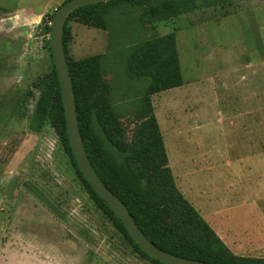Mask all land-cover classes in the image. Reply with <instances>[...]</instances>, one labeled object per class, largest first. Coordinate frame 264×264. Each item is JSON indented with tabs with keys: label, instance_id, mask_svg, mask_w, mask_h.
Returning a JSON list of instances; mask_svg holds the SVG:
<instances>
[{
	"label": "rangeland",
	"instance_id": "rangeland-1",
	"mask_svg": "<svg viewBox=\"0 0 264 264\" xmlns=\"http://www.w3.org/2000/svg\"><path fill=\"white\" fill-rule=\"evenodd\" d=\"M66 1L0 0V254L37 264H151L91 197L49 121L32 124L54 66L50 16ZM123 4L108 30L67 23L69 60L118 50L132 35L174 34L183 84L151 96L168 166L214 232V220L255 232L224 243L252 257L244 254L264 250V0H199L194 11L142 26L140 10ZM117 53L105 78L123 89L131 81ZM131 102L119 103L132 113L123 119L130 136Z\"/></svg>",
	"mask_w": 264,
	"mask_h": 264
},
{
	"label": "trees",
	"instance_id": "trees-1",
	"mask_svg": "<svg viewBox=\"0 0 264 264\" xmlns=\"http://www.w3.org/2000/svg\"><path fill=\"white\" fill-rule=\"evenodd\" d=\"M122 3L123 8L140 10L141 26L144 19L165 21L200 7L199 0H111L79 7L69 14L63 33L64 52L72 80L79 132L93 168L124 203L144 235L161 250L211 264H264V259L232 254L175 185L151 104L152 95L183 84L174 34L154 35L148 39H134L132 35L118 50L78 61L69 60L67 23L73 21L108 30L109 14ZM47 29L50 31V27ZM115 52H118L116 58L124 54L123 74L131 81L123 89H117V81L108 82L105 78L108 64L116 60L111 59ZM49 79L47 92L36 102L32 124L40 128L49 121L101 210L143 258L151 264H163L140 249L121 221L83 178L69 146L55 66ZM127 97L132 100L136 120V131L131 132V136L123 119L132 113L122 114L119 105Z\"/></svg>",
	"mask_w": 264,
	"mask_h": 264
},
{
	"label": "water",
	"instance_id": "water-1",
	"mask_svg": "<svg viewBox=\"0 0 264 264\" xmlns=\"http://www.w3.org/2000/svg\"><path fill=\"white\" fill-rule=\"evenodd\" d=\"M108 1L111 0H68L55 11L50 25V48L59 81L67 138L71 152L85 181L121 221L128 235L145 254L163 264H211L180 257L156 247L138 227L124 203L99 178L83 146L78 126L72 80L64 52V27L69 14L73 10Z\"/></svg>",
	"mask_w": 264,
	"mask_h": 264
},
{
	"label": "crops",
	"instance_id": "crops-1",
	"mask_svg": "<svg viewBox=\"0 0 264 264\" xmlns=\"http://www.w3.org/2000/svg\"><path fill=\"white\" fill-rule=\"evenodd\" d=\"M166 155H167V153H166ZM212 220H214V219H212ZM212 223L215 225V227L217 229V230H215V233L217 234V236L224 243H227V241H231V240H239V239H242L241 241H243V240H245V241L248 240L249 241L253 237L256 238L255 237L256 235L254 234L255 232L253 233L251 231V233H250V235L252 236V238H251L248 235H246L245 232H242V231H239V232H236L235 231L236 232L235 233L234 230L222 226V224L217 223L216 220L212 221ZM263 232H264V230H263ZM261 235H264V233H262ZM259 237H260V235H259ZM226 245L228 246V244H226ZM250 252L252 254H244V256H252V257H256V258H262V257H264V250L261 247L252 249V250H250ZM258 253H260V254H258ZM0 264H37V263L28 262L27 260L24 261L21 258H12V257L5 258V257H2V254H0Z\"/></svg>",
	"mask_w": 264,
	"mask_h": 264
}]
</instances>
